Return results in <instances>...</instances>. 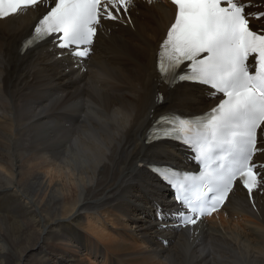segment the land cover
Instances as JSON below:
<instances>
[{
	"label": "bare ground",
	"instance_id": "bare-ground-1",
	"mask_svg": "<svg viewBox=\"0 0 264 264\" xmlns=\"http://www.w3.org/2000/svg\"><path fill=\"white\" fill-rule=\"evenodd\" d=\"M50 1L0 19V264H94L79 250L102 255L100 264H264V185L251 194L235 186L219 212L182 229L148 172L152 162L188 169L175 144L146 143L155 116L216 101L200 85L159 80L156 51L173 6L131 0L127 15L102 22L80 63L47 39L20 51ZM115 213L135 214L134 230Z\"/></svg>",
	"mask_w": 264,
	"mask_h": 264
},
{
	"label": "snow or ice",
	"instance_id": "snow-or-ice-1",
	"mask_svg": "<svg viewBox=\"0 0 264 264\" xmlns=\"http://www.w3.org/2000/svg\"><path fill=\"white\" fill-rule=\"evenodd\" d=\"M171 2L176 13L160 45V76L164 78L170 71L181 70L179 81L201 84L216 99L215 105L207 110L202 137L184 143L202 154L206 167L215 163L219 153H224L221 161L239 165L233 171L221 162L215 173L201 174L216 203L222 202L232 190L237 172L251 193L253 184L264 185V165L258 166L254 159V152L264 154V146L258 145L256 138L258 128L264 133L261 127L264 125V28L251 23L243 0ZM38 3L39 0H0V18H9ZM124 4L125 0H51L34 30L38 39H47L69 55L84 58L105 19L117 20L128 14V9L122 7ZM166 120L160 118L162 122ZM168 123L170 127L163 130L165 137H170L172 131V121ZM157 131L161 130L157 128ZM158 138L159 135L151 134L147 141ZM161 175L173 188L167 176ZM174 199L183 205L179 197ZM162 215L161 210L158 218Z\"/></svg>",
	"mask_w": 264,
	"mask_h": 264
},
{
	"label": "rangeland",
	"instance_id": "rangeland-1",
	"mask_svg": "<svg viewBox=\"0 0 264 264\" xmlns=\"http://www.w3.org/2000/svg\"><path fill=\"white\" fill-rule=\"evenodd\" d=\"M134 193V192H133ZM167 196V195H166ZM168 197V196H167ZM224 215V214H223ZM225 216V215H224ZM135 217V214L133 215L132 214V216L131 215H129V216H126L125 214H121V213H115L114 214V218H115V222L117 223V221H118V224H124V225H126L127 227H122V228H127V230H130L129 228L131 227V232L134 230L133 228V226H135V222H136V219L134 220L133 218ZM119 218V219H118ZM92 221H94L95 222V219L96 218H90ZM137 220H139L140 221V219H137ZM216 221V222H215ZM207 224H213V223H218L219 224V219L218 218H214V219H212L211 221H205ZM98 224V223H97ZM217 224V225H218ZM133 225V226H132ZM111 228H113V230L114 229H116V228H118V227H111ZM56 230H57V228H55ZM55 230V231H56ZM57 231H59V230H57ZM235 231L237 232V230L235 229ZM239 233V232H238ZM231 234H233V233H231ZM234 236L236 235V234H233ZM163 244H164V246H166L167 244H168V242L167 241H163L162 242ZM77 245L75 244L74 245V243H69V245H67V247H69V248H73V249H77L78 247H76ZM32 252V251H31ZM30 252V253H31ZM41 254L42 253H40L39 255L41 256ZM33 255V254H32ZM44 255V258L47 260L48 258L46 257V255L45 254H43ZM34 256V255H33ZM26 257V258H25ZM28 257H29V254H26V255H24L21 259H19V258H16V259H14V262H17V263H22V262H25L24 261V258L25 259H28ZM77 257L78 258H87V261L89 260L90 262H92V261H94V264H100V262H102L103 261V256L102 255H100V256H98V257H96L95 258V256H91V254H89V253H87V252H84L83 250H79V253H78V255H77ZM35 258V257H34ZM101 258V259H100ZM100 259V260H99ZM50 260L53 262V261H55L56 260V258L55 259H53V258H50L49 259V263H50ZM0 261H1V259H0ZM4 262H2L1 264H3ZM93 263V262H92ZM102 264V263H101ZM135 264V263H134Z\"/></svg>",
	"mask_w": 264,
	"mask_h": 264
}]
</instances>
